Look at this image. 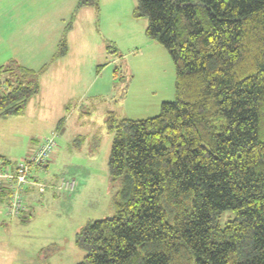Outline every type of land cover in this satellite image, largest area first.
Wrapping results in <instances>:
<instances>
[{"label": "trees", "instance_id": "trees-1", "mask_svg": "<svg viewBox=\"0 0 264 264\" xmlns=\"http://www.w3.org/2000/svg\"><path fill=\"white\" fill-rule=\"evenodd\" d=\"M133 16L168 51L175 98L149 118L107 113L114 215L75 234L77 264H264V0H136ZM44 69L0 67V117L23 111ZM36 181L20 214L29 189L45 193Z\"/></svg>", "mask_w": 264, "mask_h": 264}, {"label": "rangeland", "instance_id": "rangeland-1", "mask_svg": "<svg viewBox=\"0 0 264 264\" xmlns=\"http://www.w3.org/2000/svg\"><path fill=\"white\" fill-rule=\"evenodd\" d=\"M77 1L0 0L6 52L33 70L45 63L38 94L27 99L19 115L0 121L5 160L23 159L52 132L57 143L45 172H33L47 188L44 194L32 188L26 193L25 200L36 199L29 221L15 219L22 214L6 215L1 206L0 251L16 259L11 264L80 262L84 252L75 246V234L114 215L117 186L108 175L107 113L149 118L175 98L172 60L145 36L147 19L133 16L136 0H99L97 11L77 8ZM62 41L65 53L59 55ZM62 176L74 180L71 190L54 188ZM227 218L225 212L219 217L222 226Z\"/></svg>", "mask_w": 264, "mask_h": 264}, {"label": "built area", "instance_id": "built-area-1", "mask_svg": "<svg viewBox=\"0 0 264 264\" xmlns=\"http://www.w3.org/2000/svg\"><path fill=\"white\" fill-rule=\"evenodd\" d=\"M56 147V134L52 132L42 138L23 159L9 163L0 161V192L7 194L1 204L6 210V215L16 217L24 210L22 189L35 185L39 192L44 191V184L36 181L37 175L33 172L39 173L45 167ZM73 183L74 180L70 182L68 178L62 177L57 188L68 191L72 189Z\"/></svg>", "mask_w": 264, "mask_h": 264}, {"label": "crops", "instance_id": "crops-1", "mask_svg": "<svg viewBox=\"0 0 264 264\" xmlns=\"http://www.w3.org/2000/svg\"><path fill=\"white\" fill-rule=\"evenodd\" d=\"M1 38L2 37H0V67L1 66H5V65H7V64H9L11 61H14V62H16V63H18L17 61H15L14 59H15V56L14 55H12L11 56V54H8L7 52H6V47H5V43L4 42H2L1 43ZM3 40V39H2ZM6 56H8V57H6ZM18 60V59H17ZM41 62V64L43 63L42 61H45V58H43L42 60H40ZM19 64V63H18ZM44 65H45V63H44ZM43 65V66H44ZM42 66V67H43ZM23 67H25V68H27V69H31V70H33L34 68H32L31 66H29L30 68H28V67H26V66H23ZM41 67V68H42ZM40 69V68H39ZM36 71H38V70H36ZM9 116H13V115H9ZM9 116H4V117H0V121L1 120H4V118H6V117H9ZM9 145L10 144H8V149H9ZM7 153H8V150H6V148L5 147H3V143H2V135H1V132H0V161H5V156L4 155H7ZM0 167H1V163H0ZM33 196H35V195H30L29 196V199H28V208H27V210L22 214V216L21 217H18V218H15L16 220L17 219H19V220H21V221H29V218L31 217V211H30V204L31 203H34V202H36V199H34L35 197H33ZM37 196V195H36ZM39 201V200H38ZM1 206H2V204L0 203V217L2 218V215H1V212H2V210H1ZM27 218V219H26ZM2 225H3V223H1V221H0V248L2 247V245H3V243H2V238H3V235H2ZM6 244H9L10 246H12V243L10 244V243H6ZM16 243H14V245H15ZM14 260H16L15 258H12V257H10V256H3L2 255V252L0 251V264H11L12 263V261H14Z\"/></svg>", "mask_w": 264, "mask_h": 264}]
</instances>
